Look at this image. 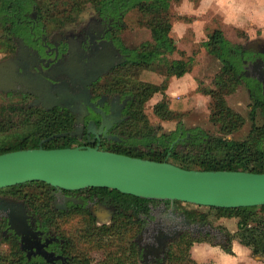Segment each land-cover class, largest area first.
I'll return each mask as SVG.
<instances>
[{
    "label": "flooded vegetation",
    "instance_id": "1",
    "mask_svg": "<svg viewBox=\"0 0 264 264\" xmlns=\"http://www.w3.org/2000/svg\"><path fill=\"white\" fill-rule=\"evenodd\" d=\"M28 16L26 31L12 36L14 48L6 51L4 57L0 58V63L16 62L21 73L26 69L32 75L31 77L21 76L22 82L44 84L48 95L59 98L56 86L71 82L72 72L78 73L81 69L85 73L91 72L93 63L91 57L95 54L97 47L102 49L104 42H112L123 57V62H111L113 66L102 73L89 86V90L92 102L102 101V104L97 105L100 112L110 115L113 108L121 110V121L114 124L108 131L105 128L101 133L97 131V133L89 134L88 124L93 121L99 129L102 124V114L87 107L88 116L85 117L84 123L80 124L84 128L74 137L71 133L76 130L77 116L84 113L82 106H72L76 109V112H73L69 108L55 106L51 101L47 102L49 106H52L51 109H46L42 103L33 105L39 99L37 96L20 92V89L14 91L12 86L8 87L10 90L8 92L0 91L9 100V105L1 108L0 118L2 112H6L10 119L17 123L27 121L33 114L29 110L34 108L47 112H68L74 117L70 136L75 139V147L99 148V150L113 153L129 152L135 147L144 148L147 130L141 131L136 136L141 139V144L137 141L135 145L131 144L129 141L131 136L126 134L128 127L131 126L128 124L129 105L134 98L123 94L121 86L114 84V80L111 82L126 59L123 48L112 36L121 21L104 18L97 13L85 26L51 30L52 28L47 26H39L37 12L35 15L32 12ZM121 18L123 19V16ZM20 43L25 50H20ZM251 47H244L247 55L243 61L242 75L244 74L246 79L251 78L259 82L257 73L264 71L262 58L264 50L258 48V43L253 44L256 50ZM72 52L76 55L75 58H70ZM109 63H98L100 65L98 69L103 72L105 65ZM259 83L263 94V84ZM19 87L28 91L35 90L24 84H20ZM42 97H44L43 94L40 98ZM179 127L184 130L182 125ZM52 194L53 212L44 215L49 218H44L32 209L28 200L11 198L0 192L1 201L22 203L26 210L28 217L26 233L23 236L11 230L9 219L0 215V231L5 236H12L14 240V243L11 240L7 243L9 253L11 254L14 247L19 249V257L25 264H170L168 252L172 243L178 242L189 234L180 231L182 229L179 228V226L185 229L190 228L188 220L177 225L172 223V215H179L182 219L187 217V213L179 212L178 204L175 202L150 199H146L149 202H140L137 200L138 197L109 188H86L74 191L54 188ZM239 222L237 231L230 232L232 239L225 234L226 241L214 246L224 251L231 247V255H233L234 242L242 245L234 237L239 232ZM3 227H5L4 230H2ZM204 228V224L200 228L196 226L192 230V236L194 239H203L201 243L211 244ZM201 234L204 236L197 237ZM252 256L260 258L258 262L264 264V256L253 253Z\"/></svg>",
    "mask_w": 264,
    "mask_h": 264
},
{
    "label": "trees",
    "instance_id": "2",
    "mask_svg": "<svg viewBox=\"0 0 264 264\" xmlns=\"http://www.w3.org/2000/svg\"><path fill=\"white\" fill-rule=\"evenodd\" d=\"M171 3L172 0H0L2 40L6 45L8 44V49H13L12 36L21 32V27L28 26V14L33 11L38 13L39 26H46L50 22L60 27H64L66 23H74L71 11L75 10L79 13L87 4L94 5L96 12L102 17L120 21L122 16L124 17L132 10L140 12L146 18V26L151 32L152 40L135 49L125 48L117 40V44L123 48L126 54V59L122 67L118 69L119 71L114 74L113 82L117 86H121L123 94L134 98L129 105L128 113L130 116L128 124L132 129L138 123L147 122L146 116L142 112L144 103L155 93L166 89L165 86L162 88L153 84L138 83L135 79L139 75L140 69H154V63H163L162 60H158L160 57L170 55L177 50L176 41L171 37L173 29L169 14ZM203 45L208 54L218 59L223 65L222 72L217 76L215 84L219 90H208L206 93L211 95L214 100L212 119L219 122L225 136H213L199 127L188 131L178 127L175 132L170 134H158L157 130L147 126V141L144 148L135 147L129 152H119L118 154L155 162H173V164L188 170L264 173V123L261 128L254 127L245 142L228 139L230 134L238 131L244 124V119L228 106L226 95L235 92L240 80L246 79L242 75V70L247 53L242 47L230 44L221 30H215ZM262 58L264 59V55ZM191 62L193 61H173L167 66L168 75L177 78L183 77L192 70ZM246 80L255 105L252 114L255 115V112L260 110L264 118V96L261 84L256 80ZM30 111L33 112L31 117L27 121L23 120L19 123L11 120L6 112H2L0 134L21 126L29 127L30 130L26 134L15 135L11 141H3V144H0V155L12 151L38 148L42 140L58 134H65V136L45 143L46 149L75 147V139L70 136L74 122L72 115L68 112H47L35 108ZM155 113L161 119L172 116L170 106L165 101L156 105ZM179 138L181 140L175 143ZM129 141L133 145L136 144V141L141 144V139L133 136ZM53 191V187L42 182L27 183L0 190L8 197L28 200L32 209L44 218H49L44 215L53 212L51 208ZM137 200L149 202L142 198ZM207 208L212 211L216 219L238 218L240 221L239 232L234 237L242 245L251 249L254 255L264 256V206L240 209ZM243 213L244 215H241ZM249 222L256 225L249 226ZM2 236L4 237L3 233ZM228 236L232 239L231 233ZM4 239V242L11 240L14 243L10 235ZM203 241L201 238L191 239L189 236H184L178 242L172 243L170 252H168L170 264H197L192 258L191 248L195 243ZM182 242L186 244V249L182 254H178L176 249ZM225 251L232 254L231 247L226 248ZM19 254V249L16 247L13 248L11 254L7 250L6 253L0 254V264H25Z\"/></svg>",
    "mask_w": 264,
    "mask_h": 264
},
{
    "label": "water",
    "instance_id": "3",
    "mask_svg": "<svg viewBox=\"0 0 264 264\" xmlns=\"http://www.w3.org/2000/svg\"><path fill=\"white\" fill-rule=\"evenodd\" d=\"M20 50H25L20 43ZM72 52L70 58H75ZM92 71L70 74L71 82L56 86L59 98L50 96L44 84L22 82L21 76L31 77L25 69L21 73L16 62L0 63V91L8 92L9 86L14 91L30 93L37 96L35 104L42 103L51 109L47 102L61 108H69L76 112L75 107H83L84 113L77 116L76 130L72 136L80 134L84 119L88 116L87 107L102 114L99 129L93 121L88 124L89 134L107 131L121 121V110H111L106 115L97 109L102 101H91L89 86L102 73L108 71L113 63H121L122 56L112 42H104L103 48L97 47L92 55ZM101 62H110L102 71L98 69ZM25 74V75H24ZM258 80L263 84L264 71H259ZM20 84L34 88L33 91L22 89ZM41 94L44 97H41ZM126 103V101L124 102ZM85 104V106H83ZM65 134H58L40 142L35 149L7 152L0 155V190L27 183L42 182L59 190H81L86 188H109L123 194L138 198L183 202L202 207L221 209H240L264 206V173L244 171H201L188 170L169 162H155L134 158L99 148H61L45 149L44 143ZM117 139V138H115ZM178 139L175 143H178ZM0 215L9 219V227L17 235H25L27 214L22 203L0 200Z\"/></svg>",
    "mask_w": 264,
    "mask_h": 264
},
{
    "label": "rangeland",
    "instance_id": "4",
    "mask_svg": "<svg viewBox=\"0 0 264 264\" xmlns=\"http://www.w3.org/2000/svg\"><path fill=\"white\" fill-rule=\"evenodd\" d=\"M196 6V0H172L171 8L169 9L173 24L171 37L176 41L177 50L170 55L160 57L158 60H162L163 63H154V69H140L138 71L139 75L135 79L138 83L153 84L162 88L165 86L166 89L155 93L144 103L142 112L146 116L147 122L138 123L132 129L130 126L126 132L127 135L136 137L139 135L140 130L148 131L147 126L157 130L158 134H170L182 125L185 131L199 127L213 136H225L221 131L219 122L212 119L214 100L211 95L206 93L208 90H219L215 84L217 76L222 72L223 65L218 59L208 54L203 43L209 40V36L215 30H221L225 39L235 47L238 46L244 49L246 46H252L251 49L256 50L253 44L258 43V48L264 50V28H257L256 25L252 24V26H255L253 29L248 28L246 25L244 29H237L233 26L223 28L222 25L225 23L221 19L215 18V24L211 25L210 29L206 31L202 29L201 32L197 33L190 28L193 22L187 14L191 13ZM33 12L35 15L36 11ZM71 13L74 17V23H66L64 27L85 26L97 15L96 8L92 4H87L79 13L75 10L71 11ZM46 26L52 28L51 30L63 28L50 22ZM21 29L24 33L26 26L21 27ZM112 36L123 47L128 49L138 48L152 40L151 32L146 26V18L137 10H132L123 17L119 27H116ZM7 50L8 44L6 45L2 40V31L0 29V58L4 57ZM175 60H183L184 62L192 60V70L181 78L169 76L167 66ZM113 80L112 78L111 82ZM163 101L169 104L170 112L172 113V116L166 119L159 118L155 113L156 105ZM226 101L228 106L244 119L243 126L235 133L230 134L228 139L245 142L254 127L261 128L264 123L263 114L260 110L256 111L255 115L252 114L255 105L250 96L248 81L241 79L235 92L226 95ZM7 105H9L8 98L0 93V110L1 108H6ZM29 130V127L24 126L11 131L6 130V133L0 134V144H3V141L13 140L16 134H26ZM169 163L173 164V162ZM177 204L179 212L187 213V217L182 219L179 215H172V223L177 225L188 220L190 228L185 229L183 226H179V228L182 229L180 230L182 232H188V236L190 237L191 235V239L193 238L192 230L196 226L202 227L203 224L205 226L204 229H206L205 232L209 236V241L213 245L225 242V234L228 235L230 232L237 231L238 218L218 220L207 207L183 202ZM241 215H244V213ZM248 225L254 226L256 224L249 222ZM200 236L203 237L204 235H197V237ZM4 237L6 236L4 235ZM4 237L0 231V254L6 253L8 250V242H4ZM185 249L186 244L182 242L176 251L178 254H182Z\"/></svg>",
    "mask_w": 264,
    "mask_h": 264
},
{
    "label": "crops",
    "instance_id": "5",
    "mask_svg": "<svg viewBox=\"0 0 264 264\" xmlns=\"http://www.w3.org/2000/svg\"><path fill=\"white\" fill-rule=\"evenodd\" d=\"M197 6L187 13L197 33L208 30L221 19L223 28H264V0H196ZM213 19V20H212ZM232 25H231V24ZM252 24V25H251ZM246 25V26H245ZM233 255L222 248L206 243H195L191 248L192 258L197 264H262L252 256L249 248L237 242L233 244Z\"/></svg>",
    "mask_w": 264,
    "mask_h": 264
}]
</instances>
